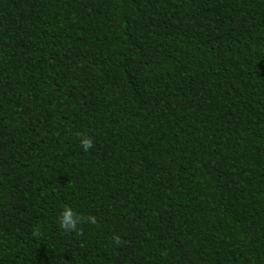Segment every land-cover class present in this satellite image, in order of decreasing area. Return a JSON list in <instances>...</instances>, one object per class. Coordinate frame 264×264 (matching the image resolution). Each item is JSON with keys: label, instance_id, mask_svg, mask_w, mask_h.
Segmentation results:
<instances>
[{"label": "trees", "instance_id": "1", "mask_svg": "<svg viewBox=\"0 0 264 264\" xmlns=\"http://www.w3.org/2000/svg\"><path fill=\"white\" fill-rule=\"evenodd\" d=\"M0 264H264V0H0Z\"/></svg>", "mask_w": 264, "mask_h": 264}, {"label": "clouds", "instance_id": "2", "mask_svg": "<svg viewBox=\"0 0 264 264\" xmlns=\"http://www.w3.org/2000/svg\"><path fill=\"white\" fill-rule=\"evenodd\" d=\"M80 145L84 151H89L94 148V141L89 136H81ZM89 223L93 225L96 224L97 218L94 215H81L67 205L64 206L63 210L57 217V224L65 233H76L77 235L82 234L83 228L81 225ZM39 234V229H34L33 235L38 236ZM113 239L116 245H123L125 243L118 235L114 236Z\"/></svg>", "mask_w": 264, "mask_h": 264}]
</instances>
